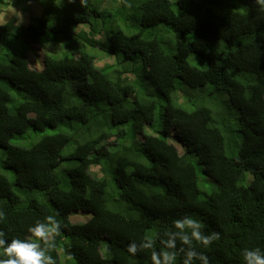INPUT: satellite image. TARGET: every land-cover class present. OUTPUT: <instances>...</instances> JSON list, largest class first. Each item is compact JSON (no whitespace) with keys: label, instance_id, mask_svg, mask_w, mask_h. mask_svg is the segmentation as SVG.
Segmentation results:
<instances>
[{"label":"trees","instance_id":"trees-1","mask_svg":"<svg viewBox=\"0 0 264 264\" xmlns=\"http://www.w3.org/2000/svg\"><path fill=\"white\" fill-rule=\"evenodd\" d=\"M8 5L0 231L24 238L56 215L66 225L57 264H150V250L133 257L127 244L185 215L219 233L200 248L211 264L264 249V12L254 0H0V16Z\"/></svg>","mask_w":264,"mask_h":264},{"label":"clouds","instance_id":"clouds-1","mask_svg":"<svg viewBox=\"0 0 264 264\" xmlns=\"http://www.w3.org/2000/svg\"><path fill=\"white\" fill-rule=\"evenodd\" d=\"M75 0H68L74 3ZM264 12V0H254ZM81 7H87L88 0H79ZM3 18H0L2 24ZM5 213L0 210V221ZM62 224L56 215H47L27 228L24 238L9 239L0 231V264H57L50 254L57 247V237L61 235ZM202 221L185 215L173 221L171 230L162 234H150L138 242L127 244V253L135 257L138 253L150 250V264H211L209 256L200 248L207 249L220 239L219 233L206 234ZM71 259V256L68 257ZM241 264H264V249L245 247L240 252Z\"/></svg>","mask_w":264,"mask_h":264},{"label":"rangeland","instance_id":"rangeland-1","mask_svg":"<svg viewBox=\"0 0 264 264\" xmlns=\"http://www.w3.org/2000/svg\"><path fill=\"white\" fill-rule=\"evenodd\" d=\"M17 11V8H14V6L13 5H8V6H6L5 8H4V11H3V14L0 16V18H3V21H5L8 17H9V15H10V13L11 12H14V11ZM18 15H19V18L21 19V20H23V21H27V19L29 18V16H28V13H27V11L26 10H18ZM21 16H25V18H23V17H21ZM37 51L39 52V53H41V49H38L37 48ZM31 57V56H30ZM104 61H106V62H108V61H110V59L109 58H106V59H104ZM32 63H35V68L36 69H40L41 68V64H42V61L40 60V61H38V62H35V61H33V58H30V64H32ZM97 64L98 65H102L103 64V61L102 60H100V62L99 61H97Z\"/></svg>","mask_w":264,"mask_h":264}]
</instances>
